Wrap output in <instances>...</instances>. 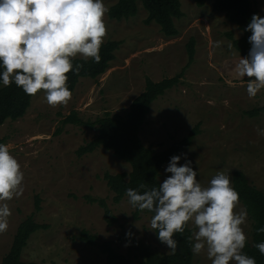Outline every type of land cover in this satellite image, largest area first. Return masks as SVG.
<instances>
[{
  "label": "rangeland",
  "instance_id": "374dc122",
  "mask_svg": "<svg viewBox=\"0 0 264 264\" xmlns=\"http://www.w3.org/2000/svg\"><path fill=\"white\" fill-rule=\"evenodd\" d=\"M117 1L104 3L110 9ZM180 2L184 16L175 21L180 34L174 38L166 37L157 24L144 23L148 14L141 4L138 15L130 20H111L107 13L104 43H122L108 71L96 80H81L64 105L50 106L39 92L22 119L0 126V143L10 145L24 172L23 194L8 201L11 216L7 230L0 233V263L9 253L21 222L35 213L37 196L41 211L35 215L36 222L48 227L31 236L22 253L24 262L106 264L98 247L79 239L84 230L96 235L99 243L110 242L134 264L141 261L140 250L144 248L169 253L151 228L152 216L141 213L136 218V209L127 197L116 204L104 180L106 173L129 174L131 166L103 148L82 158L77 151L97 135L96 129L86 124L107 112L125 117L145 90L147 78L160 82L180 74L188 63L187 44L192 38L194 63L180 85L152 104L141 140L161 153L200 125L201 134L180 155L179 163L185 162V156L192 161L202 185L206 186L217 171L229 172L233 185V173L242 171L251 185L264 192V136L257 133L258 128H264V116L245 115L263 105L264 89L250 98L247 78H238L232 71L241 55L229 34L239 39L243 33L223 13L214 11L215 0H208L203 8L194 0ZM251 2L264 15V0ZM216 41L222 42L220 47L215 46ZM73 113L82 124L64 123ZM167 164L161 171V182L170 175L164 171ZM89 197L107 203L116 217L113 226L106 221L99 202L91 203ZM238 207L243 205L239 202ZM188 226L196 231L194 224ZM242 227L251 242L248 215ZM194 264H211L206 249L194 256Z\"/></svg>",
  "mask_w": 264,
  "mask_h": 264
},
{
  "label": "clouds",
  "instance_id": "9594fccd",
  "mask_svg": "<svg viewBox=\"0 0 264 264\" xmlns=\"http://www.w3.org/2000/svg\"><path fill=\"white\" fill-rule=\"evenodd\" d=\"M104 0H0V85L16 87L29 96L43 92L50 106L64 105L72 97L68 73L78 74L77 57L99 63L107 35ZM250 49L240 56L232 71L247 78V95L264 89V15L254 13L245 29ZM221 41L215 46L220 47ZM231 48V45H228ZM264 136V128L257 129ZM173 155L165 167L170 173L158 187L128 188V203L153 213L150 224L158 240L175 253V234L189 223L196 231L189 237L194 256L206 249L211 264H256L243 252L247 236L243 225L247 209L239 206V193L229 172L217 171L208 184L197 179L198 171L185 156ZM24 172L10 145L0 143V233L7 230L11 209L8 201L23 194ZM142 190V191H141ZM264 232V227L258 229ZM131 233H126L130 236ZM264 255V242L255 245Z\"/></svg>",
  "mask_w": 264,
  "mask_h": 264
},
{
  "label": "trees",
  "instance_id": "16d2710c",
  "mask_svg": "<svg viewBox=\"0 0 264 264\" xmlns=\"http://www.w3.org/2000/svg\"><path fill=\"white\" fill-rule=\"evenodd\" d=\"M208 0H194L199 8L205 7ZM142 5L148 16L144 23L151 25L157 24L161 32L168 38L177 37L180 33L175 21L180 20L184 13L180 0H118L108 12L111 20L118 22L135 18L139 12V5ZM213 9L223 13L226 19L236 25L243 33L239 39L229 34L233 47L241 56H247L250 44L248 36L250 32L244 29L254 13H259L251 0H215ZM261 15V14H260ZM120 41H108L103 43L100 49L101 60L99 63L92 59L75 58L74 65H82L78 74L68 73V87L75 92L81 80H96L104 75L115 60L116 52L120 49ZM188 63L186 67L173 78H166L160 82H154L150 78L146 79L145 90L138 96L130 106L129 112L125 117L110 112L105 113L92 123L86 125L96 129V137L86 145L80 147L77 156L82 158L85 155L94 153L99 148H103L113 153L121 161L131 166L129 174H110L104 175L109 189L114 193V202L119 204L126 198L125 190L128 188L137 189L144 184L146 188L158 187L160 174L163 167L169 162L173 155H181L189 150L197 136L201 134L200 125L192 129L189 134L181 141L175 142L167 150L156 153L151 148L146 147L140 137L141 130L151 111L152 104L166 92L181 84L185 72L190 68L195 60V39H190L187 44ZM248 81V80H247ZM39 93V92H38ZM37 93V94H38ZM34 96L26 95L22 89L12 84L8 87L0 85V126L7 121H18L22 119L31 106ZM250 118L264 116V102L261 107L245 112ZM65 124H82L76 113L64 120ZM233 187L239 193V202L247 209L248 218L252 223L251 242L246 240L243 252L250 257H254L256 264H264V255H261L255 247L256 244L264 242V232L258 229L264 227V192L251 185L246 175L242 171L233 173ZM142 191V190H141ZM88 200L99 202L104 209L105 219L110 226L116 222L112 210L104 200ZM41 200L37 196L35 213L24 219L19 225L9 253L0 264H34L22 261V253L27 247L28 241L33 234L40 230H45L48 226L40 225L36 222L35 215L41 211ZM141 213L153 215L147 210L141 212L136 209L135 217ZM194 231L187 226L183 233L175 234L174 238L178 241L177 250L168 254H161L144 248L140 250L138 264H194V255L191 252V241L189 237ZM157 235V234H156ZM79 239L90 246H96L101 253L106 256V264H134L130 258L119 253L110 242H101L96 235H91L87 231H82ZM163 244V243H162ZM164 245V244H163ZM166 246V245H165Z\"/></svg>",
  "mask_w": 264,
  "mask_h": 264
}]
</instances>
